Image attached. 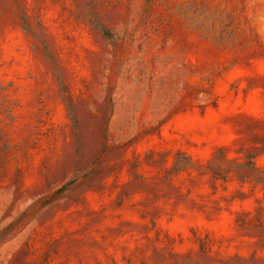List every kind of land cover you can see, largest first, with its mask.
<instances>
[{
    "label": "rangeland",
    "instance_id": "rangeland-1",
    "mask_svg": "<svg viewBox=\"0 0 264 264\" xmlns=\"http://www.w3.org/2000/svg\"><path fill=\"white\" fill-rule=\"evenodd\" d=\"M0 264H264V0H0Z\"/></svg>",
    "mask_w": 264,
    "mask_h": 264
}]
</instances>
